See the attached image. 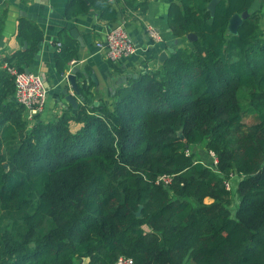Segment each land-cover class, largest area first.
<instances>
[{"label": "trees", "instance_id": "16d2710c", "mask_svg": "<svg viewBox=\"0 0 264 264\" xmlns=\"http://www.w3.org/2000/svg\"><path fill=\"white\" fill-rule=\"evenodd\" d=\"M107 1L68 0L65 17L94 9L114 21ZM210 1L170 4L167 25L182 42L156 70L117 85L110 106L32 125L6 66L29 68L43 32L19 19L24 49L0 58V264H264L261 13L254 0H221L211 16ZM244 11L231 34L230 18ZM76 59L63 36L57 71ZM162 175L170 183L156 184Z\"/></svg>", "mask_w": 264, "mask_h": 264}, {"label": "crops", "instance_id": "0c3cea01", "mask_svg": "<svg viewBox=\"0 0 264 264\" xmlns=\"http://www.w3.org/2000/svg\"><path fill=\"white\" fill-rule=\"evenodd\" d=\"M68 0H0V13L4 11L0 32V58L10 57L24 46L18 43L16 31L19 19L23 18L37 24L43 32V40L38 45V52L30 72L39 74L47 88L44 109L38 119L44 122L60 117L64 112L74 114L80 106H93L103 102L112 104V97L117 85L125 83L129 77L154 71L160 63L161 52L169 47L175 48L174 38L167 25V12L171 3L178 0H135V9H127L122 0H108L107 5L116 11L114 21L100 18L99 13L90 9L74 18L65 17ZM145 4L141 12L139 5ZM252 11H260V28L264 32V0H254ZM122 25L134 43L136 52L133 56L111 61L97 43L104 42L106 34L115 26ZM154 29L162 41L154 44L149 37V30ZM72 32L76 37H73ZM63 36L69 37L77 46V59L67 65L64 74H60L54 63V55L59 49ZM178 40V39H177ZM179 43L182 40H178ZM178 43V44H179ZM188 43V42H187ZM184 41V44H187ZM182 44V43H181ZM79 73L85 72L89 79L92 96L81 100L71 90L77 107L72 108L61 93L65 77L73 68ZM81 77V74H80ZM77 78V75H76ZM30 125L34 122L27 119ZM78 125H73L75 130Z\"/></svg>", "mask_w": 264, "mask_h": 264}, {"label": "built area", "instance_id": "2783aa9c", "mask_svg": "<svg viewBox=\"0 0 264 264\" xmlns=\"http://www.w3.org/2000/svg\"><path fill=\"white\" fill-rule=\"evenodd\" d=\"M149 37L154 44L162 41L161 37L154 29L149 30ZM96 45L99 50H103L105 52V55L111 61H118L122 58L131 57L136 52L133 41L129 37L127 30L122 25L115 26L111 29L106 34L104 42H99ZM57 49H59L58 45ZM6 69L8 73L15 78L13 100L24 107L27 119L33 121L35 116L42 114L46 101L47 88L43 78L39 74L30 71L18 72L15 68L7 66ZM208 154L212 164L215 165L217 163V159L214 153L209 151ZM170 181L171 177L162 175L158 177L156 184L163 183L166 185L170 183ZM230 186L231 182L228 181L226 188L229 189ZM116 264L133 263L131 259L121 257L117 260Z\"/></svg>", "mask_w": 264, "mask_h": 264}, {"label": "water", "instance_id": "95a60500", "mask_svg": "<svg viewBox=\"0 0 264 264\" xmlns=\"http://www.w3.org/2000/svg\"><path fill=\"white\" fill-rule=\"evenodd\" d=\"M221 0H211L209 4L207 5V8L210 12V15L213 16L215 12L216 5ZM248 16V12L244 11L241 14H234L230 20H229V32L231 34H236L238 27L241 25L242 21ZM73 37H76L75 34L72 32ZM186 41L188 43H192L196 40V36L194 34H188L186 37ZM174 45H178L179 41L176 39L174 40ZM174 48L169 47L165 51L161 52L158 58V62L161 64L163 61L167 58L168 54L173 53ZM25 72H29L28 69L24 70ZM77 73H79V69L77 67L73 68L71 72L65 77L63 82V88L61 90L62 95L64 96V100L72 106L73 109L77 107L75 99L72 97V94L70 90L77 96L79 99L84 100V98L81 96V93L79 91V86L84 85L86 88H89V79L87 78V75L85 72L79 73L81 74L80 78H76ZM135 77V75H133ZM98 103H94V106H97ZM136 216H140V209L137 211Z\"/></svg>", "mask_w": 264, "mask_h": 264}, {"label": "rangeland", "instance_id": "374dc122", "mask_svg": "<svg viewBox=\"0 0 264 264\" xmlns=\"http://www.w3.org/2000/svg\"><path fill=\"white\" fill-rule=\"evenodd\" d=\"M245 94V92H243V95ZM242 101V103L244 104V101H243V99L241 100ZM35 121V119L33 120V122ZM197 151H198V158L200 159V160H203V161H205L204 159H207V153L205 152V148L203 147V146H200V148H198L197 149ZM204 163H209V161L208 162H204ZM238 180V178H233V182H235V181H237ZM186 264H188V263H186ZM189 264H192L191 262H189Z\"/></svg>", "mask_w": 264, "mask_h": 264}]
</instances>
